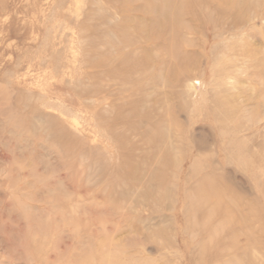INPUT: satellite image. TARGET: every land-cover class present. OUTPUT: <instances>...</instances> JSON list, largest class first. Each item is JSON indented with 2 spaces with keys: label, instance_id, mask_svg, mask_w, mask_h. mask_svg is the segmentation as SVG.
<instances>
[{
  "label": "rangeland",
  "instance_id": "1",
  "mask_svg": "<svg viewBox=\"0 0 264 264\" xmlns=\"http://www.w3.org/2000/svg\"><path fill=\"white\" fill-rule=\"evenodd\" d=\"M0 264H264V0H0Z\"/></svg>",
  "mask_w": 264,
  "mask_h": 264
}]
</instances>
